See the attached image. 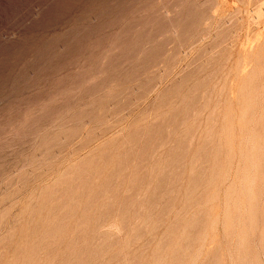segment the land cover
Returning a JSON list of instances; mask_svg holds the SVG:
<instances>
[{
  "label": "rangeland",
  "instance_id": "1",
  "mask_svg": "<svg viewBox=\"0 0 264 264\" xmlns=\"http://www.w3.org/2000/svg\"><path fill=\"white\" fill-rule=\"evenodd\" d=\"M0 264H264V0H0Z\"/></svg>",
  "mask_w": 264,
  "mask_h": 264
},
{
  "label": "bare ground",
  "instance_id": "2",
  "mask_svg": "<svg viewBox=\"0 0 264 264\" xmlns=\"http://www.w3.org/2000/svg\"><path fill=\"white\" fill-rule=\"evenodd\" d=\"M211 56H212V55H211ZM258 92H259V91H258ZM261 96H262V95H261ZM212 121H213V120H212ZM213 126H214V125H213ZM186 129H187V128H186ZM186 135H187V134H186ZM230 139H231V138H230ZM236 140H237V139H236ZM236 142H237V141H236ZM108 144H109V143H108ZM167 146H168V145H167ZM219 146H220V145H219ZM107 148H108V146H107ZM217 148H218V147H217ZM110 153H111V151H110ZM100 155H101V154H100ZM108 156H109V155H108ZM110 156H111V155H110ZM111 157H113V156H111ZM114 158H115V157H114ZM208 158H209V157H208ZM110 159H111V158H110ZM111 161H112V160H111ZM114 161H115V160H114ZM210 162H211V161H210ZM106 167H107V166H106ZM234 167H236V166H234ZM175 168H176V167H175ZM79 174H80V173H79ZM85 175H86V174H85ZM225 175H226V174H225ZM78 176H79V175H78ZM87 176H88V175H87ZM252 178H253V177H252ZM93 179H94V178H93ZM96 181H98V180H96ZM65 182H66V181H65ZM56 183H57V182H56ZM58 184H60V183H58ZM63 184H64V183H63ZM68 184H69V183H68ZM68 184H67V185H68ZM244 184H245V183H244ZM60 186H61V185H60ZM60 186H59V187H60ZM73 186H74V185H73ZM84 186H85V185H84ZM228 186H229V185H228ZM77 188H78V187H77ZM84 188H85V187H84ZM47 189H49V188H47ZM85 189H86V188H85ZM90 189H91V188H90ZM45 190H46V189H45ZM50 190H51V189H50ZM53 190H54V187H53ZM202 190H203V189H202ZM65 191H66V190H65ZM67 191H68V190H67ZM45 192H46V191H45ZM62 192H63V191H62ZM105 192H106V191H105ZM107 192H108V191H107ZM83 193H84V192H83ZM101 193L103 194V192H101ZM209 193H210V192H209ZM46 194H47V193H46ZM42 195H43V194H42ZM44 196H45V195H44ZM46 196H47V195H46ZM64 196H65V195H64ZM241 197H242V196H241ZM243 197H244V196H243ZM245 197H246V196H245ZM43 198H44V197H43ZM47 198L49 199V197H47ZM51 198H52V197H51ZM64 198H65V197H64ZM75 198H76V197H75ZM75 198H74V199H75ZM250 198H251V197H250ZM48 199H46V200H48ZM59 199H60V198H59ZM70 199H71V198H70ZM70 199L68 198V201H69ZM98 199H99V198H98ZM251 199H252V198H251ZM72 200H73V199H72ZM55 202H56V201H55ZM63 202L65 203V201H63ZM64 203H63V204H64ZM72 203H73V201L71 202V204H72ZM52 204H53V203H52ZM52 204H51V205H52ZM63 204H62V205H63ZM68 204H70V203H68ZM54 205H55V204H54ZM86 205H87V204H86ZM52 206H53V205H52ZM57 206H58V205H57ZM57 206H56V207H57ZM65 206H66V205H65ZM71 206H72V205H71ZM186 206H187V205H186ZM33 207H34V206H33ZM39 207H40V206H38V208H39ZM28 208H30V207H28ZM35 208H36V207H35ZM35 208H34V209H35ZM40 208H41V207H40ZM45 208H46V206H45ZM45 208H44V210H45ZM86 208H88V207H86ZM90 208H91V207H90ZM24 209H25V208H23V211H24ZM41 209H42V208H41ZM52 209H53V207H52ZM60 209H61V208H59V210H60ZM69 209H70V208H69ZM27 210H28V209H27ZM42 210H43V209H42ZM49 210H50V209H49ZM64 210H65V209H64ZM89 210H90V209H89ZM32 211H33V210H32ZM51 211H52V210H51ZM54 211H55V210H54ZM36 212H37V211H36ZM59 212H60V211H59ZM87 212H88V211H87ZM87 212H86V213H87ZM57 213H58V212H57ZM50 214H51V213H50ZM50 214H49V215H50ZM55 214H56V212H55ZM60 214H61V213H60ZM75 214H76V213H75ZM77 214H78V213H77ZM40 215H41V214H40ZM34 216H35V215H34ZM42 216H43V215H42ZM66 216H67V215H66ZM83 216H84V215H83ZM37 217H38V216H37ZM39 217H40V216H39ZM84 217H85V216H84ZM40 219H43V218H40ZM61 219H62V218H61ZM69 219H70V218H69ZM38 220H39V219H38ZM59 221H60V220H59ZM61 221H62V220H61ZM61 221H60V222H61ZM56 222H57V221H56ZM61 223H62V222H61ZM45 224H47V223H45ZM58 224H59V223H58ZM75 224H76V223H75ZM47 225H48V224H47ZM55 225H57V224H55ZM37 226H38V223H37ZM45 226H46V225H45ZM51 226H52V225H51ZM38 227H39V226H38ZM41 227H43V226H41ZM46 227H47V226H46ZM57 227H58V226H57ZM74 227H75V226H74ZM78 227H79V226H78ZM53 228H54V227H53ZM63 228H64V227H63ZM75 228H76V227H75ZM117 228H118V227H117ZM35 229H36V228H35ZM40 229H41V228H40ZM40 229H39V232H40ZM49 229H50V228H49ZM43 230H44V228H43ZM46 230H47V229H46ZM54 230H55V229H54ZM61 230H62V229H61ZM48 231H50V230H48ZM48 231H47V232H48ZM204 231H205V230H204ZM55 232H56V231H55ZM30 233H31V231H30ZM32 233H34V232H32ZM48 233H49V232H48ZM52 233H53V232H52ZM44 234H46V233H44ZM24 235H25V234H24ZM27 235H28V234H27ZM188 235H189V234H188ZM190 235H191V234H190ZM28 236H31V235H28ZM39 236H40V235H39ZM49 236H50V235H49ZM60 236H61V234H60ZM24 237H25V236H24ZM41 237L43 238V237H45V236H41ZM46 237H47V236H46ZM46 237H45V238H46ZM25 238H26V237H25ZM42 238H41V239H42ZM27 239H28V238H27ZM29 239H30V238H29ZM31 239H32V238H31ZM34 239H36V238H34ZM48 239H49V238H48ZM60 240H61V239H60ZM52 241H54V240H52ZM166 242H167V241H166ZM73 243H74V242H73ZM24 244H25V243H24ZM24 244H23V245H24ZM50 244H51V243H50ZM50 244H49V245H50ZM69 244H70V243H69ZM73 245H74V244H73ZM43 246H44V245H43ZM74 247H75V246H74ZM44 248H46V247H44ZM27 256L29 257V255H27ZM37 256H38V255H36V257H37ZM73 256H74V255H73ZM79 256H80V255H79ZM36 259H37V258H36ZM67 259H68V258H67ZM76 259H77V258H76ZM78 259H79V258H78ZM28 260H29V259H28ZM31 260H32V259H31ZM31 260H29V261H31ZM37 260H38V259H37ZM64 260H65V259H64ZM64 260H63V261H64ZM36 262H37V261H36ZM67 262H68V260H67ZM78 262H79V260H78ZM68 263H69V262H68Z\"/></svg>",
  "mask_w": 264,
  "mask_h": 264
}]
</instances>
